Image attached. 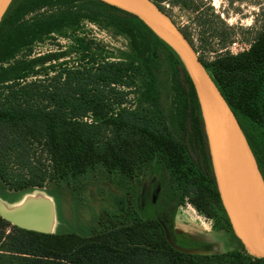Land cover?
I'll return each instance as SVG.
<instances>
[{
  "label": "trees",
  "instance_id": "16d2710c",
  "mask_svg": "<svg viewBox=\"0 0 264 264\" xmlns=\"http://www.w3.org/2000/svg\"><path fill=\"white\" fill-rule=\"evenodd\" d=\"M149 1L164 14V4L193 12L201 5ZM85 22L123 37L126 50L110 52L88 39ZM56 37L70 40L66 51L30 56L34 44ZM69 52L75 57L63 58ZM199 59L264 180V24L246 51ZM97 168L121 188L156 174L166 204H189L236 245L213 253L203 243L174 238L206 253L178 251L157 215L142 214L128 199L87 234L61 225L49 234L29 231L0 216V264H264L233 234L196 92L173 50L137 17L100 0H12L0 21V199L14 204L48 182L77 192ZM47 195L55 197L61 222L57 193Z\"/></svg>",
  "mask_w": 264,
  "mask_h": 264
},
{
  "label": "rangeland",
  "instance_id": "374dc122",
  "mask_svg": "<svg viewBox=\"0 0 264 264\" xmlns=\"http://www.w3.org/2000/svg\"><path fill=\"white\" fill-rule=\"evenodd\" d=\"M182 1L189 5H196L200 1L201 5L193 12L179 4H164L165 14L187 34L198 56L205 61L221 54L246 51L264 24V0ZM83 33L88 39L100 42L110 52L127 48L123 37L113 36L91 23L83 24ZM70 44V40L60 37L45 40L32 46L30 56L66 51ZM74 57L75 54L69 52L63 58ZM250 178L248 176L249 181ZM81 183L79 190L74 192L65 184L58 187L48 182L45 187L23 195L14 204H8L2 199L0 201L7 208H15L30 197L40 196L50 200L55 207V197L47 195L48 191H55L61 222L57 220L55 211L53 232L61 225L63 231L87 234L99 228L98 220L103 213L122 210L125 201L130 199L132 206L142 214L157 215L164 225L170 224L171 232L168 230L171 241L175 238L183 242H200L213 253L226 251L236 245L229 234L215 233L212 230V221L198 214L189 204L176 208L173 204H166L163 186L156 174L148 175L140 182H129L126 188H121L114 181H110V176L102 169L97 168L83 177ZM201 252L206 253L203 250Z\"/></svg>",
  "mask_w": 264,
  "mask_h": 264
},
{
  "label": "water",
  "instance_id": "95a60500",
  "mask_svg": "<svg viewBox=\"0 0 264 264\" xmlns=\"http://www.w3.org/2000/svg\"><path fill=\"white\" fill-rule=\"evenodd\" d=\"M12 0H0V21ZM141 20L159 39L168 45L183 63L196 92L203 131L221 205L229 220L235 237L252 257L264 258V243L259 242L247 228L234 198L230 184L229 156L232 149L222 147L225 118L230 120L239 148L250 163L254 182L264 205V180L255 157L248 145L234 114L220 95L209 73L204 68L195 48L183 35L181 29L149 0H100ZM0 216L11 225L21 229L49 234L55 220L54 204L43 201L23 202L15 208H7L0 201ZM170 245L188 254H204L199 249H186L176 245L169 237V230L161 222Z\"/></svg>",
  "mask_w": 264,
  "mask_h": 264
},
{
  "label": "bare ground",
  "instance_id": "6f19581e",
  "mask_svg": "<svg viewBox=\"0 0 264 264\" xmlns=\"http://www.w3.org/2000/svg\"><path fill=\"white\" fill-rule=\"evenodd\" d=\"M230 143L232 144L229 156L230 184L234 198L247 228L259 242L264 243V205L254 182L250 163L238 146L230 120L225 118L223 149ZM248 176L251 177L250 181ZM32 200L43 201V197H30L25 202Z\"/></svg>",
  "mask_w": 264,
  "mask_h": 264
},
{
  "label": "built area",
  "instance_id": "2783aa9c",
  "mask_svg": "<svg viewBox=\"0 0 264 264\" xmlns=\"http://www.w3.org/2000/svg\"><path fill=\"white\" fill-rule=\"evenodd\" d=\"M233 55H235V54H233Z\"/></svg>",
  "mask_w": 264,
  "mask_h": 264
}]
</instances>
